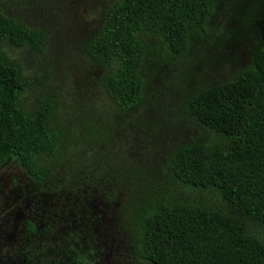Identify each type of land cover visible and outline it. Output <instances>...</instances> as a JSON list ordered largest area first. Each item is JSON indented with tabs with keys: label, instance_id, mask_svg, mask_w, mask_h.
I'll list each match as a JSON object with an SVG mask.
<instances>
[{
	"label": "trees",
	"instance_id": "16d2710c",
	"mask_svg": "<svg viewBox=\"0 0 264 264\" xmlns=\"http://www.w3.org/2000/svg\"><path fill=\"white\" fill-rule=\"evenodd\" d=\"M98 17L81 46L102 65L98 79L113 108L138 107L158 91L156 98H177L181 123L204 130L161 148V159L144 170L115 159L109 145L116 140L107 141L117 138L113 126L80 122L82 108L71 123L84 144L95 132L103 137L118 177L95 166L96 158L89 163L100 174L84 180L123 182L122 194L106 192L125 210L134 257L146 264H264V0H112ZM46 35L0 8L1 41L41 48ZM38 81L0 47V166L14 158L42 180L68 127L54 124L60 102L49 91L34 108L23 105ZM164 119L140 125L148 153L146 138L157 140Z\"/></svg>",
	"mask_w": 264,
	"mask_h": 264
},
{
	"label": "rangeland",
	"instance_id": "374dc122",
	"mask_svg": "<svg viewBox=\"0 0 264 264\" xmlns=\"http://www.w3.org/2000/svg\"><path fill=\"white\" fill-rule=\"evenodd\" d=\"M110 1L0 0L6 13L13 12L26 24L43 26L47 32L41 48L0 40V47L19 61L24 73L40 77L38 86L23 94V105L34 108L36 98L49 91L60 102L52 113L54 124L68 127L61 137L65 142L55 152L56 160L47 159L52 166L50 176L42 180L29 176L14 158L0 166V264H28L22 260L25 255L30 264H146L134 257L135 244L127 233L125 210L107 196L110 188L122 194L119 187L123 182L96 178L88 184L84 180L100 174L89 163L96 158L95 166L113 171V175L117 172L111 168L109 151H104L102 135L99 138L95 132L86 144L73 136L71 123L78 117L82 116L80 122L95 119L113 126L117 138L107 141L116 140L114 146L109 145L115 159L127 162V166L135 162L144 170L161 159V148L168 150L173 142L204 133L200 126L181 123L177 98H156L163 95L158 91L145 95L138 107L122 112L113 108L98 79L102 65L81 46L98 25L104 4ZM81 108L84 111L77 116ZM164 116L167 120L158 121L157 140L146 138L151 147L148 153L143 147L146 134L138 133L140 125ZM115 149L121 152L116 154ZM27 220L34 225L33 234L26 231Z\"/></svg>",
	"mask_w": 264,
	"mask_h": 264
},
{
	"label": "flooded vegetation",
	"instance_id": "af4514ba",
	"mask_svg": "<svg viewBox=\"0 0 264 264\" xmlns=\"http://www.w3.org/2000/svg\"><path fill=\"white\" fill-rule=\"evenodd\" d=\"M27 221H29V220H27ZM26 221V222H27ZM25 222V225L27 224ZM30 222V221H29ZM32 223V222H31ZM33 224V223H32ZM33 227H34V225H33ZM26 231L29 233V234H33L34 232H35V228H34V231L33 232H31L30 230H29V228L27 227V225H26ZM22 260L24 261V262H27L28 264H30V259H29V257H28V255H25L23 258H22ZM21 264H22V262H21Z\"/></svg>",
	"mask_w": 264,
	"mask_h": 264
}]
</instances>
